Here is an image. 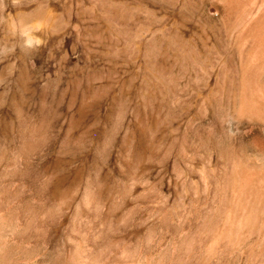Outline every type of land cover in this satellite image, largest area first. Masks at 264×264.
<instances>
[{"label":"rangeland","instance_id":"374dc122","mask_svg":"<svg viewBox=\"0 0 264 264\" xmlns=\"http://www.w3.org/2000/svg\"><path fill=\"white\" fill-rule=\"evenodd\" d=\"M59 1L30 41L35 7L0 13V264H264V200L234 238L205 228L225 156L264 168L258 2L223 32L216 0Z\"/></svg>","mask_w":264,"mask_h":264},{"label":"bare ground","instance_id":"6f19581e","mask_svg":"<svg viewBox=\"0 0 264 264\" xmlns=\"http://www.w3.org/2000/svg\"><path fill=\"white\" fill-rule=\"evenodd\" d=\"M11 1H12L11 4L8 6L7 0H0V13L4 15V12H6V9H8L9 7L12 8L13 11L20 13V15L22 13H25V11L30 10V8L32 7H35V9H37L36 14H38V16L36 20L32 21L30 24L32 25L31 26L32 28H30L29 25H28L29 27H26L27 24L24 25L19 23L20 33L24 34V37L28 38L29 41L32 40V38L34 37L33 29L35 30L38 29V32L41 29L46 30L47 26L51 22L55 20L57 21L58 14L54 13L56 10L61 8L62 10L67 9L68 11L69 8H72V6L70 7L69 6L66 7L65 5L61 6L59 0H20L17 3L15 2L16 0H11ZM216 2H218L220 6V20H221L220 29L223 32H226L229 27L230 28L232 27L229 25H231V23L233 22L235 23V21H232L233 20L232 18L238 14L239 0H216ZM256 2H258L257 10H256V18L254 19L252 26L246 31L247 37L252 38L253 43L251 47L245 49V55L247 57V61L249 60L248 63L254 64L255 74L258 75L262 67L264 66V0H256ZM2 14H0V16ZM239 16L242 15L239 14ZM9 18H11L10 15ZM11 21L13 20L11 19ZM2 22H4V20ZM1 24L3 25V23ZM13 30L11 31L16 32V29L15 31ZM11 31L9 30V32ZM43 33L44 32H42V34ZM244 34L246 33L243 31L242 33L239 34L240 36L238 35L237 38L242 40L243 38H245ZM244 47H246V45ZM241 112L242 114L243 113L249 114L254 119H264V101H256L251 103L242 102ZM225 158L226 160L224 162L225 164H227L226 166L229 167L228 168L229 172L226 173L227 177H225L224 179V186L222 187V190L221 189L220 190H221V194L226 195V199L218 203L217 205L218 212L216 218L215 217L209 218L207 221V225L205 227L206 231L217 230V234H215V236L212 234L214 236L213 239L215 240L222 239L224 237L227 239L228 238L231 239L234 238L238 234V232L242 231L244 227L252 226V225H253L252 227H254V223L255 221L257 222L256 219L257 216L260 214L262 203L264 200V170H263L264 168H262L263 166H257L251 163L249 164V162H247L241 156H238L233 151L229 152L225 156ZM228 192H230L233 196L231 199H229L228 197ZM236 212H240L238 214L239 215L238 218L234 217L235 216L234 214H236ZM222 224L223 225L226 224L227 231L221 232L218 230V228ZM253 230L255 229H252V231ZM207 251L211 252L212 247H209Z\"/></svg>","mask_w":264,"mask_h":264}]
</instances>
